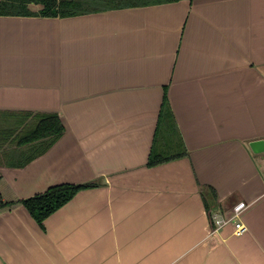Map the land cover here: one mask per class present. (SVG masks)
<instances>
[{
	"label": "crops",
	"instance_id": "crops-1",
	"mask_svg": "<svg viewBox=\"0 0 264 264\" xmlns=\"http://www.w3.org/2000/svg\"><path fill=\"white\" fill-rule=\"evenodd\" d=\"M130 3L0 16V264H264V0ZM88 182L42 226L21 203Z\"/></svg>",
	"mask_w": 264,
	"mask_h": 264
},
{
	"label": "trees",
	"instance_id": "trees-1",
	"mask_svg": "<svg viewBox=\"0 0 264 264\" xmlns=\"http://www.w3.org/2000/svg\"><path fill=\"white\" fill-rule=\"evenodd\" d=\"M171 1L176 0H145L141 5ZM135 4L136 2H132L129 5ZM116 6H124V4ZM83 11L81 0H0V16L62 18L75 15ZM166 111H169V105L165 99L162 105L161 115ZM63 131V125L57 115H39L36 116L32 136L28 139V141L31 140L32 142L34 140L45 139L46 145L44 149L39 152L41 154L63 134ZM40 154L29 156L27 160H33ZM171 158H173V156L157 158L154 157L153 153H151L148 165L152 166L160 162L170 160ZM94 185V182L83 184H58L49 187L42 193L21 200V203L27 208L37 223L42 226L43 220L48 215L65 204L78 191ZM205 188L206 194H203L205 201L208 195H210V200H213L215 198L214 190L211 187ZM206 207L207 209L210 208V205L207 202Z\"/></svg>",
	"mask_w": 264,
	"mask_h": 264
},
{
	"label": "built area",
	"instance_id": "built-area-1",
	"mask_svg": "<svg viewBox=\"0 0 264 264\" xmlns=\"http://www.w3.org/2000/svg\"><path fill=\"white\" fill-rule=\"evenodd\" d=\"M249 205L246 204V202L241 201L236 203L232 209L231 214L229 216H223L219 214H214L211 216L212 222L215 224V228L218 229L221 226H224L226 224H233L234 226V234L240 235L247 231L246 224L242 221L241 216L243 214V211L248 207Z\"/></svg>",
	"mask_w": 264,
	"mask_h": 264
},
{
	"label": "water",
	"instance_id": "water-1",
	"mask_svg": "<svg viewBox=\"0 0 264 264\" xmlns=\"http://www.w3.org/2000/svg\"><path fill=\"white\" fill-rule=\"evenodd\" d=\"M249 146L255 153L264 152V139L253 140L249 143Z\"/></svg>",
	"mask_w": 264,
	"mask_h": 264
},
{
	"label": "rangeland",
	"instance_id": "rangeland-1",
	"mask_svg": "<svg viewBox=\"0 0 264 264\" xmlns=\"http://www.w3.org/2000/svg\"><path fill=\"white\" fill-rule=\"evenodd\" d=\"M97 1H100V0H93L92 2H85L82 4V7L84 6V8H90V7H95V3H97ZM104 1V0H103ZM123 1H130V2H140V1H145V0H123ZM88 3V4H87Z\"/></svg>",
	"mask_w": 264,
	"mask_h": 264
}]
</instances>
